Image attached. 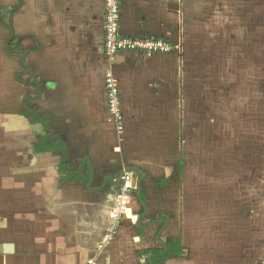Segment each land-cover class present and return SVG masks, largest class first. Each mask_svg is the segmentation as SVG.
Returning a JSON list of instances; mask_svg holds the SVG:
<instances>
[{"label":"crops","instance_id":"0c3cea01","mask_svg":"<svg viewBox=\"0 0 264 264\" xmlns=\"http://www.w3.org/2000/svg\"><path fill=\"white\" fill-rule=\"evenodd\" d=\"M189 1L121 0L122 37L163 38L173 49L166 54L121 52L110 60L104 47L105 0H0L1 40L4 33L12 39L13 33L12 41L26 49L15 53L7 45V66L0 62V264H86L92 258L96 264H153L151 251L176 242L181 252L167 261L158 258L157 264L249 263L248 254L256 250L246 238L250 213L235 215L231 200L218 207L211 183L190 177L187 170V123L218 121L211 98L218 90L216 74L206 65L212 64L217 43H227L217 41L213 31H202L198 15L191 9V17L187 10ZM20 68L28 81L21 79ZM109 78L120 88L121 132L108 113ZM15 97L32 117L38 140L22 130L25 120L19 118L13 138L36 139L30 154L36 191L24 179L14 186L22 200L36 195L47 185L40 177H48V230L7 229L13 186L10 126L4 124L9 119L5 108ZM56 138L66 142L59 141L65 145L61 156L50 142ZM65 157L67 176L78 175L77 180L59 181ZM128 168L137 169L131 175L136 189L117 225L116 176ZM203 190L208 195H200ZM64 206L65 215L58 219ZM112 230L115 240L104 243ZM258 264H264V250Z\"/></svg>","mask_w":264,"mask_h":264},{"label":"rangeland","instance_id":"374dc122","mask_svg":"<svg viewBox=\"0 0 264 264\" xmlns=\"http://www.w3.org/2000/svg\"><path fill=\"white\" fill-rule=\"evenodd\" d=\"M187 3V10L189 7L190 11L192 9L198 15L203 32L209 30L210 34L213 31L217 41H227L222 46L217 43L212 64L206 62L210 65H206L207 69L216 74L215 84L218 90L212 93L211 98L217 103L218 121L202 124L204 126L187 123L185 151L187 164L190 165L187 170L192 174L190 177L196 176L199 179L200 176L205 182L211 183L210 192L212 196L218 195V207L226 200H231L235 215L245 210L250 213L246 238L256 250L249 253L247 258L250 260L248 264H258L264 250V0H190ZM3 37L2 40L0 38V62L5 65L6 46L9 43L12 52L19 53L26 49L24 45L13 42L8 33H4ZM247 45L249 51L246 50ZM19 71L21 79L28 81L29 76L25 74V70L20 68ZM14 99L5 108L7 114L4 113L9 116L4 125L6 129L8 124L10 126L8 168L11 170L13 186L8 204L7 229L48 230L50 215H45L48 204H44V197L50 198L52 194L48 177H40L47 185L38 188L36 195L26 196L22 200L18 198V188L14 186L21 179L34 185L37 179V172L33 170L36 164L30 159L32 144L36 139H20L19 142L13 138L18 132L19 118L25 120L23 131L30 132L36 138L38 131L34 124H30L32 117L23 113L26 110L23 102L17 100V97ZM28 107L32 108V104ZM2 132L1 125L0 139ZM58 141L64 143L60 138L50 142L53 144ZM19 143H24L25 146L21 144L19 149ZM58 152L61 156L65 150L59 149ZM66 160L67 158L64 159L65 165H62L61 170L67 165ZM2 164L0 148V166ZM66 171H69L68 166ZM59 176V181L62 182L66 180L67 174L59 171ZM32 189L36 191L35 185ZM28 193L32 194L30 190ZM205 193L203 190L200 195ZM39 197H42V201L37 203L35 198ZM26 198L29 201H25ZM64 215L65 206L60 209L58 219H63ZM220 217L222 219V214L218 215V221Z\"/></svg>","mask_w":264,"mask_h":264},{"label":"built area","instance_id":"2783aa9c","mask_svg":"<svg viewBox=\"0 0 264 264\" xmlns=\"http://www.w3.org/2000/svg\"><path fill=\"white\" fill-rule=\"evenodd\" d=\"M121 0H105V52L110 60H114L121 52H138L145 54H166L173 47L163 38L136 39L120 35ZM120 88L113 78H109L107 84V107L117 130L123 131V109L121 105ZM132 171H124L117 183L119 193L114 199L113 214L117 225L123 216L127 215L130 199L136 189L133 185ZM116 238V230L107 234L104 243H110ZM103 243V244H104ZM86 264H96V259H89Z\"/></svg>","mask_w":264,"mask_h":264},{"label":"trees","instance_id":"16d2710c","mask_svg":"<svg viewBox=\"0 0 264 264\" xmlns=\"http://www.w3.org/2000/svg\"><path fill=\"white\" fill-rule=\"evenodd\" d=\"M56 147V149H60V150H65V145L61 142H55L52 147ZM51 147V148H52ZM42 149V148H41ZM40 148H37V151H39ZM43 150V149H42ZM65 165V164H64ZM66 170V166L63 167V171L65 172ZM66 179L68 180H77L78 179V175H68L66 177ZM168 180L165 179L164 181H159V183H166ZM140 200L141 201H144L145 202V198L143 195H141L140 197ZM181 247V243H174V244H168L165 249H163L162 251H159V252H150L151 254H154V257H153V260H152V263L153 264H157V262L160 260V261H167L169 259H171L175 254H178L180 251V248ZM156 254H158L159 256H157ZM159 258V260H158Z\"/></svg>","mask_w":264,"mask_h":264},{"label":"water","instance_id":"95a60500","mask_svg":"<svg viewBox=\"0 0 264 264\" xmlns=\"http://www.w3.org/2000/svg\"><path fill=\"white\" fill-rule=\"evenodd\" d=\"M13 38H14V35H13V33H12V39H13ZM8 45H10V43H9ZM10 53H11V52H10ZM21 58L24 60V55H22ZM50 133H53V132L50 130ZM128 170H129V171H132V172L137 171L136 168H128ZM122 174H123V172L117 174V176H116V180H117V181H118L119 177H120ZM141 174L143 175V173H141ZM117 184H118V183H117ZM139 195H140V193H139ZM3 251H4V245H0V252L2 253Z\"/></svg>","mask_w":264,"mask_h":264},{"label":"flooded vegetation","instance_id":"af4514ba","mask_svg":"<svg viewBox=\"0 0 264 264\" xmlns=\"http://www.w3.org/2000/svg\"><path fill=\"white\" fill-rule=\"evenodd\" d=\"M118 185V184H117ZM118 188V187H117Z\"/></svg>","mask_w":264,"mask_h":264}]
</instances>
